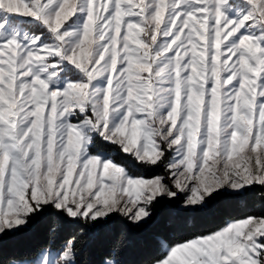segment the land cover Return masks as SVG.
<instances>
[{
    "label": "snow or ice",
    "instance_id": "1",
    "mask_svg": "<svg viewBox=\"0 0 264 264\" xmlns=\"http://www.w3.org/2000/svg\"><path fill=\"white\" fill-rule=\"evenodd\" d=\"M257 186L264 0H0V264H79L87 237L162 206L181 230L135 264H264V206L194 221Z\"/></svg>",
    "mask_w": 264,
    "mask_h": 264
},
{
    "label": "trees",
    "instance_id": "2",
    "mask_svg": "<svg viewBox=\"0 0 264 264\" xmlns=\"http://www.w3.org/2000/svg\"><path fill=\"white\" fill-rule=\"evenodd\" d=\"M261 191H264V189L257 186L245 197L232 198L227 205L221 203L204 213L195 214L194 221L198 225H212L221 223L228 215H243L246 208H252L257 204L264 206V196L256 194ZM241 201H247V204L245 205ZM168 211L167 208L162 206L158 210L157 217L150 224L141 228L132 227L119 219L111 221L99 233L86 238L87 243L84 252L79 258V264H102L106 257L112 256L116 243L120 239L121 233L125 230L127 231V236L118 258L122 260L123 264H135L138 259L137 251L145 241L170 236L173 232L181 230L176 224H173L172 227L168 226ZM180 215L183 218V230H189L187 223L191 214L182 212ZM46 231L47 226L40 224L36 226L34 236L9 238L4 249L5 256L11 253L25 252L40 244L46 238ZM69 231H71L70 228H62L56 237V243L58 244L63 240Z\"/></svg>",
    "mask_w": 264,
    "mask_h": 264
},
{
    "label": "rangeland",
    "instance_id": "3",
    "mask_svg": "<svg viewBox=\"0 0 264 264\" xmlns=\"http://www.w3.org/2000/svg\"><path fill=\"white\" fill-rule=\"evenodd\" d=\"M111 258H113V257H112V256H111V257H106V258L104 259V261L107 260V259H111ZM104 261H103V262H104ZM103 262H102V264H103Z\"/></svg>",
    "mask_w": 264,
    "mask_h": 264
}]
</instances>
